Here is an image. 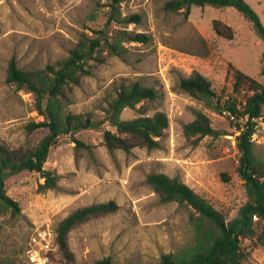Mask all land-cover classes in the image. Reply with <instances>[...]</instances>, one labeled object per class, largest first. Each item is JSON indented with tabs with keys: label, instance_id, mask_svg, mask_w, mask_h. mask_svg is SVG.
Returning a JSON list of instances; mask_svg holds the SVG:
<instances>
[{
	"label": "rangeland",
	"instance_id": "rangeland-1",
	"mask_svg": "<svg viewBox=\"0 0 264 264\" xmlns=\"http://www.w3.org/2000/svg\"><path fill=\"white\" fill-rule=\"evenodd\" d=\"M247 1L264 24V0ZM111 2L0 0V141L13 147L33 146L47 132L27 128L30 121L42 117L35 114L34 93L7 81L11 59L15 57L24 69L44 68L67 57L82 34L98 36L95 30L105 26L120 55L111 54L107 45L101 47L98 55L105 62L88 61L92 73L73 89L72 103L66 109L101 119L116 86L124 79H139L158 93L146 104L148 114L162 110L170 120L161 146L153 149L111 151L104 143V131L98 128L79 131V145L71 137L60 138L45 163L46 169L59 174L57 188L43 189L45 178L37 171L24 170L9 177L6 190L20 203L21 214L14 216L0 203V260L5 264H30L28 250L42 247L38 242L46 231L55 239L57 223L70 212L109 200L117 203L116 211L71 231L69 244L79 264H95L104 257H111L114 264H158L163 254L192 250L196 245L193 208L162 201L147 180L154 172L179 177L228 219L250 198L237 172L240 132L226 114L209 109L180 89L178 82L198 70L225 96L232 92L235 70L263 81L264 40L232 6H193L186 17L182 11H167V0H121L120 19L141 15L140 22H123L109 21ZM215 18L235 29L232 40L215 32ZM197 32L207 41V56L184 50ZM136 33H145L148 40H130L129 35ZM196 110L206 112L224 134L206 135L197 143L189 139L184 126L195 119ZM138 115L136 109L127 107L121 117ZM253 143L256 155L264 159V131ZM256 228L259 232L261 224ZM258 234L243 241L247 257L241 264H264V244ZM50 248L61 258L57 247Z\"/></svg>",
	"mask_w": 264,
	"mask_h": 264
},
{
	"label": "trees",
	"instance_id": "trees-1",
	"mask_svg": "<svg viewBox=\"0 0 264 264\" xmlns=\"http://www.w3.org/2000/svg\"><path fill=\"white\" fill-rule=\"evenodd\" d=\"M120 3L121 0H112L109 21L140 22V14L120 19ZM207 5L235 7L264 40V24L247 0H167L165 9L170 12L182 11L188 17L193 6ZM212 26L218 35L226 39L232 40L235 36V29L219 18L212 21ZM95 32L98 36L82 34L67 57L47 64L44 68L24 69L19 67L15 57L10 61L7 81L18 87H26L34 93L35 114L42 117L38 121H30L27 124L28 130L32 132L44 128L47 131L33 146L13 147L0 141V203L10 208L14 216L21 214V205L7 193L6 180L24 170L37 171L45 178L41 185L43 189L57 188L59 174L46 169L45 163L51 147L60 138L71 137L79 145L82 144L76 138L79 131L98 128L104 131V143L111 151H131L135 147L158 148L166 136L170 122L168 114L162 110L148 114L146 105L156 99L157 90L139 79H124L116 86L115 96L107 101L105 115L101 119L66 109L72 103L73 89L81 84L83 77L92 73L88 61L94 59L100 63L105 62V58L98 55L99 49L107 45L111 54L120 55V49L111 41L106 26ZM129 39L144 42L148 40V36L136 33L129 35ZM184 50L201 56L209 55L207 41L199 32L195 33ZM261 74L263 81L235 70L232 92L225 96L218 94L212 81L198 70L179 78L180 89L204 102L209 109L226 114L240 132L236 137L239 151L237 172L250 198L239 208L235 217L228 219L179 177H170L162 172L149 174L147 180L162 201H177L193 208L192 220L196 228V245L192 250L163 254L158 264H241L247 257L243 248L244 240L259 233L258 240L264 244V159L256 155L251 141L254 118L261 116L264 105V57ZM141 102L143 103L138 107ZM127 107L136 109L139 115L123 119L121 115ZM184 132L194 143L206 135L218 137L224 134L213 126L211 117L203 110L195 111V119L185 124ZM117 209V203L109 200L82 206L70 212L56 226L55 245L61 258L55 256L54 250L48 252L50 258L60 264H79L69 244L71 231L92 218L107 215ZM255 216H258V220ZM258 223L261 224L259 232L256 228ZM0 264L5 263L0 260ZM95 264L114 263L111 257H104Z\"/></svg>",
	"mask_w": 264,
	"mask_h": 264
},
{
	"label": "built area",
	"instance_id": "built-area-1",
	"mask_svg": "<svg viewBox=\"0 0 264 264\" xmlns=\"http://www.w3.org/2000/svg\"><path fill=\"white\" fill-rule=\"evenodd\" d=\"M254 122H255L254 132L251 138L252 142L258 141L261 131H264V117L263 116L256 117L254 118ZM254 218L258 220V216H255ZM53 241H54V244L52 243ZM40 243H42L41 248H38L36 246L28 250V259H29L30 264H55V262L51 260L49 254L47 253L52 249L50 248L51 246L56 247L55 239L51 235L49 236V233L46 231L45 234L42 236L41 241L38 242V245ZM46 248L48 249L50 248V249L46 250ZM42 249H45L46 252H43Z\"/></svg>",
	"mask_w": 264,
	"mask_h": 264
}]
</instances>
